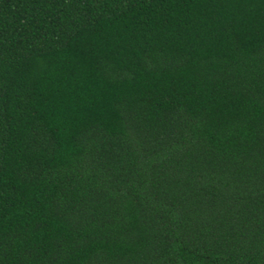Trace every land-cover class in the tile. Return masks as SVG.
<instances>
[{
  "label": "trees",
  "instance_id": "obj_1",
  "mask_svg": "<svg viewBox=\"0 0 264 264\" xmlns=\"http://www.w3.org/2000/svg\"><path fill=\"white\" fill-rule=\"evenodd\" d=\"M0 264H264V0H0Z\"/></svg>",
  "mask_w": 264,
  "mask_h": 264
}]
</instances>
